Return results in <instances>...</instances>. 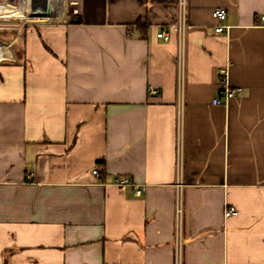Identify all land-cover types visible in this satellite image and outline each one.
I'll list each match as a JSON object with an SVG mask.
<instances>
[{
  "label": "crops",
  "instance_id": "1",
  "mask_svg": "<svg viewBox=\"0 0 264 264\" xmlns=\"http://www.w3.org/2000/svg\"><path fill=\"white\" fill-rule=\"evenodd\" d=\"M22 3L40 23L0 36V264H175L177 234L181 264H264V0H186L181 72L155 37L176 0ZM223 67L241 92L213 106Z\"/></svg>",
  "mask_w": 264,
  "mask_h": 264
},
{
  "label": "built area",
  "instance_id": "2",
  "mask_svg": "<svg viewBox=\"0 0 264 264\" xmlns=\"http://www.w3.org/2000/svg\"><path fill=\"white\" fill-rule=\"evenodd\" d=\"M211 17L216 20L218 23L223 21L226 18V14L221 9H215L211 12ZM259 26L264 31V16H259ZM189 28L186 22V0H176V15L175 20L166 28L158 31L155 34L157 39H161L164 42H167L170 39V34H173L176 38L177 44V53H176V62L179 72H181L184 61V50H185V33ZM225 27L222 25H217L214 28L216 33H223L225 31ZM216 85L217 91L219 92L220 97H215L211 100V104L213 106H221L234 97L238 96L241 92V88L234 87L229 84V76H228V68L223 67L219 68L216 71ZM148 93L153 95L155 91L152 88L148 89ZM180 156H181V125L180 120L178 123L177 130V162L176 169L177 171L180 169ZM91 174L95 177L99 176L97 168H93ZM110 184L114 186L119 192L125 191L128 187H133L134 196H140L142 189L133 186L132 182L127 177L116 176L112 178ZM237 211L233 206H227L223 211V217L229 218L231 216L236 215ZM176 227L177 232L179 233L180 228V220H181V208L179 203L177 202L176 209ZM179 235L176 237V255H175V264H181L180 257V243L178 241Z\"/></svg>",
  "mask_w": 264,
  "mask_h": 264
},
{
  "label": "rangeland",
  "instance_id": "3",
  "mask_svg": "<svg viewBox=\"0 0 264 264\" xmlns=\"http://www.w3.org/2000/svg\"><path fill=\"white\" fill-rule=\"evenodd\" d=\"M5 1V0H0V4ZM22 0H10L8 5H7V12L14 14V13H18L21 11L22 8ZM48 22V21H47ZM35 23H40V22H27V21H22L20 20H13V19H0V27L2 28H6L5 31H0V36L2 34H7L6 32H10V34L12 35L13 33H15L16 31H11L14 29H18L23 27V26H27V25H33Z\"/></svg>",
  "mask_w": 264,
  "mask_h": 264
},
{
  "label": "bare ground",
  "instance_id": "4",
  "mask_svg": "<svg viewBox=\"0 0 264 264\" xmlns=\"http://www.w3.org/2000/svg\"><path fill=\"white\" fill-rule=\"evenodd\" d=\"M9 1H4L0 4V19H13V20H16L14 19V17L11 15V13H8L6 8H7V5H8ZM61 17V13H57V18L60 19Z\"/></svg>",
  "mask_w": 264,
  "mask_h": 264
}]
</instances>
